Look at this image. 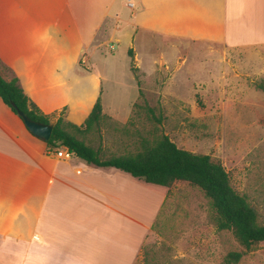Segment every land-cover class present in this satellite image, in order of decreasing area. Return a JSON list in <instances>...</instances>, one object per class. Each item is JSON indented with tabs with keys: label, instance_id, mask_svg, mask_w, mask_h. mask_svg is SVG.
Here are the masks:
<instances>
[{
	"label": "crops",
	"instance_id": "0c3cea01",
	"mask_svg": "<svg viewBox=\"0 0 264 264\" xmlns=\"http://www.w3.org/2000/svg\"><path fill=\"white\" fill-rule=\"evenodd\" d=\"M125 33L132 42L160 35L256 47L264 45V0H0V75L16 78L51 124L61 117L81 126L100 99L106 121L128 125L137 82L131 109L116 114L92 63L95 55L109 59L104 44ZM130 49L135 68L148 72ZM101 144L93 148L104 154ZM58 149L32 136L0 99V264H135L167 189L59 158Z\"/></svg>",
	"mask_w": 264,
	"mask_h": 264
},
{
	"label": "rangeland",
	"instance_id": "374dc122",
	"mask_svg": "<svg viewBox=\"0 0 264 264\" xmlns=\"http://www.w3.org/2000/svg\"><path fill=\"white\" fill-rule=\"evenodd\" d=\"M117 7L123 18L129 15L128 8ZM149 37L132 42L125 33L104 44L109 59L93 56L104 100L114 113L131 109L138 94L135 82L142 95L128 125L106 121L101 135H91L85 143L96 148L102 142L108 157L135 153L140 137L165 135L179 149L220 162L232 188L264 225V91L257 88L264 84V45L231 49L221 43ZM130 48L148 72L131 71L132 65L138 67L127 54ZM145 107L153 109L160 123ZM241 251L229 231L216 229L203 194L178 184L167 195L135 264H223L228 253ZM237 264H264V242Z\"/></svg>",
	"mask_w": 264,
	"mask_h": 264
},
{
	"label": "trees",
	"instance_id": "16d2710c",
	"mask_svg": "<svg viewBox=\"0 0 264 264\" xmlns=\"http://www.w3.org/2000/svg\"><path fill=\"white\" fill-rule=\"evenodd\" d=\"M127 54L133 58L132 49ZM136 70L132 65L131 71ZM257 88L264 91V84H258ZM0 99L20 120L17 111L32 121L51 124L49 116L43 115L29 102L16 78L6 81L0 75ZM133 108L138 109L139 105L135 103ZM145 108L151 119L160 123V117L154 115L153 109ZM106 119L102 115L100 99H97L81 126H75L59 117L52 124L49 140L44 143L49 149L64 148L88 165L114 168L147 184L164 187L167 195L178 184L198 189L208 201L216 229L229 231L243 249L241 252L228 253L223 264H237L244 254L255 251L264 242V225L258 223L257 213L246 198L232 188L229 176L220 162L213 161L207 155L179 149L165 135L140 137L135 153L105 157L99 150L87 145L85 140L94 133H100Z\"/></svg>",
	"mask_w": 264,
	"mask_h": 264
},
{
	"label": "water",
	"instance_id": "95a60500",
	"mask_svg": "<svg viewBox=\"0 0 264 264\" xmlns=\"http://www.w3.org/2000/svg\"><path fill=\"white\" fill-rule=\"evenodd\" d=\"M17 115L21 118V121L28 132L34 136L35 138L45 142L48 141L51 132H52V124L44 125L35 121L30 120L26 115L22 112L17 111Z\"/></svg>",
	"mask_w": 264,
	"mask_h": 264
},
{
	"label": "built area",
	"instance_id": "2783aa9c",
	"mask_svg": "<svg viewBox=\"0 0 264 264\" xmlns=\"http://www.w3.org/2000/svg\"><path fill=\"white\" fill-rule=\"evenodd\" d=\"M131 5L132 4H130V6ZM55 153H56L57 157H59V158L67 159L71 156V154L64 148L58 149Z\"/></svg>",
	"mask_w": 264,
	"mask_h": 264
}]
</instances>
